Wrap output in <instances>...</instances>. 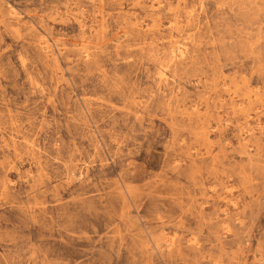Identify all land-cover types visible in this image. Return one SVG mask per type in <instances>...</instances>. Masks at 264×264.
<instances>
[{
	"label": "rangeland",
	"instance_id": "1",
	"mask_svg": "<svg viewBox=\"0 0 264 264\" xmlns=\"http://www.w3.org/2000/svg\"><path fill=\"white\" fill-rule=\"evenodd\" d=\"M0 264H264V0H0Z\"/></svg>",
	"mask_w": 264,
	"mask_h": 264
},
{
	"label": "bare ground",
	"instance_id": "2",
	"mask_svg": "<svg viewBox=\"0 0 264 264\" xmlns=\"http://www.w3.org/2000/svg\"><path fill=\"white\" fill-rule=\"evenodd\" d=\"M234 103V102H233Z\"/></svg>",
	"mask_w": 264,
	"mask_h": 264
}]
</instances>
